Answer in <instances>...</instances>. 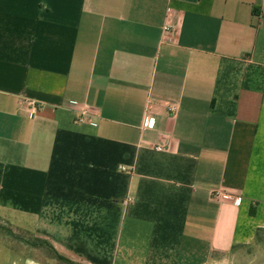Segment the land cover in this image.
Returning <instances> with one entry per match:
<instances>
[{"label": "crops", "instance_id": "obj_1", "mask_svg": "<svg viewBox=\"0 0 264 264\" xmlns=\"http://www.w3.org/2000/svg\"><path fill=\"white\" fill-rule=\"evenodd\" d=\"M0 221L77 264H264V0H0Z\"/></svg>", "mask_w": 264, "mask_h": 264}, {"label": "rangeland", "instance_id": "obj_2", "mask_svg": "<svg viewBox=\"0 0 264 264\" xmlns=\"http://www.w3.org/2000/svg\"><path fill=\"white\" fill-rule=\"evenodd\" d=\"M34 240L27 235H23L17 232L11 225L0 221V253L7 257L11 256L8 251L16 252L24 251L26 254H31L42 260L45 264H65L58 260L53 261L52 253L46 246L34 247ZM14 257V256H11ZM227 264H260V262L243 261L238 260L229 262Z\"/></svg>", "mask_w": 264, "mask_h": 264}, {"label": "built area", "instance_id": "obj_3", "mask_svg": "<svg viewBox=\"0 0 264 264\" xmlns=\"http://www.w3.org/2000/svg\"><path fill=\"white\" fill-rule=\"evenodd\" d=\"M163 33H164V35L165 34H169V35L175 37L176 34H177V28L175 26H173L172 24H170V23H166L165 26L163 27ZM169 42L173 43V42H175V39H170ZM31 104H34V103H31ZM87 114H88V112L86 110L83 111L82 115L78 118V121L80 123L85 122L86 119H87L86 118ZM151 121H152V117H150L148 115L147 118L145 119V126L148 127V128L151 127ZM156 149L158 151H163V148L161 146L156 147ZM214 196L217 197V198L225 197V198L235 199L236 202H238V203L241 202L240 198H234V196L231 195V194H224V193L219 192V191L215 192Z\"/></svg>", "mask_w": 264, "mask_h": 264}, {"label": "trees", "instance_id": "obj_4", "mask_svg": "<svg viewBox=\"0 0 264 264\" xmlns=\"http://www.w3.org/2000/svg\"><path fill=\"white\" fill-rule=\"evenodd\" d=\"M34 240L35 244H33L32 246L34 247H40V246H46L52 253V257L56 260H58L59 262L65 263V264H77L74 263L68 259H66L65 257L59 255L54 249L53 247L50 245V243H48L47 241L44 240H40V239H32Z\"/></svg>", "mask_w": 264, "mask_h": 264}]
</instances>
